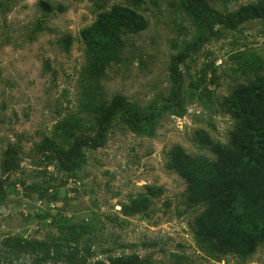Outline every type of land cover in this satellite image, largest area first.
<instances>
[{"label": "rangeland", "instance_id": "rangeland-1", "mask_svg": "<svg viewBox=\"0 0 264 264\" xmlns=\"http://www.w3.org/2000/svg\"><path fill=\"white\" fill-rule=\"evenodd\" d=\"M225 16L262 0H203ZM182 0H0V264H264V242L247 256L218 255L197 240L206 208L188 202L185 179L170 167L180 146L215 159L235 118L225 98L264 75V17L236 27L198 29ZM121 6L145 27L124 31L118 58L91 71L82 37L99 16ZM116 96L141 108L139 131L118 114L101 147L64 170L44 147L68 152L94 138ZM208 139L210 143H208ZM6 162L9 168L6 167ZM44 242L49 254L7 243Z\"/></svg>", "mask_w": 264, "mask_h": 264}, {"label": "trees", "instance_id": "trees-1", "mask_svg": "<svg viewBox=\"0 0 264 264\" xmlns=\"http://www.w3.org/2000/svg\"><path fill=\"white\" fill-rule=\"evenodd\" d=\"M181 4L197 26L194 43L197 46L215 33L216 24L236 27L249 18L264 17V0L258 5H245L232 16L219 13L203 0H182ZM144 27L142 15L117 6L84 29L82 37L93 59L92 73L103 74L118 58L125 43L122 39L124 31L134 33ZM223 104L235 118V126L228 144L212 145L215 159L191 156L180 146H175L169 162L187 183L188 202H203L206 206L195 219L197 240L218 255L247 256L264 242V75L236 85ZM94 110L101 115L94 138L78 136L68 152L60 150L54 143H44L64 170L74 171L81 165L84 147L102 146L109 126L118 114L136 130L151 128L142 123L141 108L121 96L114 97L108 107L99 105ZM6 167L9 168L8 162ZM5 241L43 255L50 252L48 246L38 240L7 238ZM122 263L144 264L137 256L127 257Z\"/></svg>", "mask_w": 264, "mask_h": 264}]
</instances>
